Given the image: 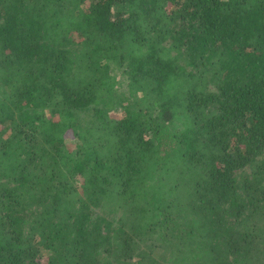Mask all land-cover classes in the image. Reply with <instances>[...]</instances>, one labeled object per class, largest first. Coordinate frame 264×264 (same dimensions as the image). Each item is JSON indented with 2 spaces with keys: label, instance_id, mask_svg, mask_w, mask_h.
<instances>
[{
  "label": "trees",
  "instance_id": "16d2710c",
  "mask_svg": "<svg viewBox=\"0 0 264 264\" xmlns=\"http://www.w3.org/2000/svg\"><path fill=\"white\" fill-rule=\"evenodd\" d=\"M0 264H264V0H0Z\"/></svg>",
  "mask_w": 264,
  "mask_h": 264
},
{
  "label": "rangeland",
  "instance_id": "374dc122",
  "mask_svg": "<svg viewBox=\"0 0 264 264\" xmlns=\"http://www.w3.org/2000/svg\"><path fill=\"white\" fill-rule=\"evenodd\" d=\"M181 63H182L184 66H186L185 63H184V61L182 62V60H181L180 64H181ZM116 74H117V79H118V80H123V79H125L124 74L122 73V70H117V71H116ZM177 125H178L177 123H174V124L171 126V128L174 130L175 128L178 127ZM115 217L117 218L116 215L114 216V218H115Z\"/></svg>",
  "mask_w": 264,
  "mask_h": 264
}]
</instances>
